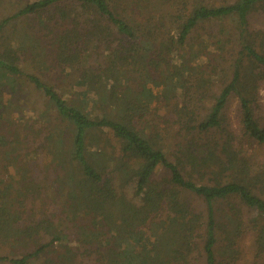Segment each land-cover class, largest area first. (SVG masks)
<instances>
[{"label":"trees","instance_id":"trees-1","mask_svg":"<svg viewBox=\"0 0 264 264\" xmlns=\"http://www.w3.org/2000/svg\"><path fill=\"white\" fill-rule=\"evenodd\" d=\"M6 2L0 34L32 22L0 45V264H264V0Z\"/></svg>","mask_w":264,"mask_h":264},{"label":"rangeland","instance_id":"rangeland-1","mask_svg":"<svg viewBox=\"0 0 264 264\" xmlns=\"http://www.w3.org/2000/svg\"><path fill=\"white\" fill-rule=\"evenodd\" d=\"M19 7H20L19 4H14L13 2L4 3L3 6L0 7V20L14 14ZM18 20L14 21V22H10L6 26V29L4 30V34H0V45H3V47L5 49H7L9 47V44L12 42L11 40H13V37H15L16 40H18V44H19L18 47H20L21 45H24V46L29 45L28 40L26 38L22 37L21 26L23 27L24 24H28V22H32V21L28 18L21 20L24 22H21ZM218 29H219V25L213 24L210 26H206V29L204 31L206 33L207 32L216 33L218 31ZM204 31H202V32H204ZM12 56L17 58V60H20L21 65H23V68L26 71L33 72V73L39 75L44 81H46L49 84H53V85L56 84L57 85L59 83L57 88L60 91L64 92L65 94L69 93L70 87H69V85H67V82H63L60 78L58 80H56V75L54 73H52L51 71L46 70L40 64H32V63L23 61L22 57H19L17 54L12 55ZM48 57H50V58H48L47 61L50 62L52 57H53V50L50 48L48 49ZM91 60H92V58L89 59V63H91L90 62ZM86 66H87V63H86ZM86 69L89 72H93L92 68L87 67ZM15 98H16L15 100H16L17 104L19 105V107L21 109L20 111H21L22 117L24 118V120H29L28 122L30 123V125L39 126V124L45 120L44 116L41 115V111H44V110H42L44 107V99L38 93L32 91V89L30 88L29 85H25V86L23 85L21 90L19 91V93L15 94ZM234 107H235V102H234V100H232L228 106V112L230 114L235 112ZM263 109H264V97H263ZM263 114H264V110H263ZM42 124H44V123H42ZM25 129H26V126L24 124H20V132L18 133L19 137H21V134H23ZM13 130H14V128L12 127L10 132H8V134L13 132ZM14 146L18 150L23 149V143L22 142L15 143ZM251 150H252L251 157L253 158V160H255V161L264 160V146L255 145ZM45 163H47V160L45 158H42L39 162H36L34 159H31L27 163H22V165L25 168H27L25 174L30 179H35V180L41 179L42 182L44 183V185L46 187H49L51 184L50 175H47V172H44V167H42V168L37 167V166H40L41 164L44 165ZM48 202L51 203V200H48ZM88 209H89V213L91 215H97L98 212L102 211V208L97 206L96 203H90L88 206ZM154 233L157 236H160V237L162 236V233L159 229L154 230ZM243 242H244V244H248V239L246 238ZM1 248L5 250L1 254H6L5 253L6 251L9 253L14 252V251H12L11 247H10V249L9 248H3V247H1ZM247 252H249L248 248L246 249V253ZM2 264H7V263H2ZM34 264H41V261L36 262Z\"/></svg>","mask_w":264,"mask_h":264}]
</instances>
